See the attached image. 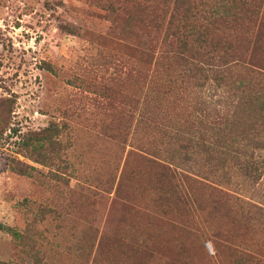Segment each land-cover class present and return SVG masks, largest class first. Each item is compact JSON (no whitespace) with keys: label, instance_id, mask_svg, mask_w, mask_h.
<instances>
[{"label":"rangeland","instance_id":"1","mask_svg":"<svg viewBox=\"0 0 264 264\" xmlns=\"http://www.w3.org/2000/svg\"><path fill=\"white\" fill-rule=\"evenodd\" d=\"M97 2L0 0V99L13 105L0 264H227L226 239L264 249V170L247 191L233 177L234 202L185 181L184 167L163 176L138 150L164 145L186 104L204 112L212 84L144 106L139 61ZM144 109L156 117L145 123Z\"/></svg>","mask_w":264,"mask_h":264},{"label":"trees","instance_id":"2","mask_svg":"<svg viewBox=\"0 0 264 264\" xmlns=\"http://www.w3.org/2000/svg\"><path fill=\"white\" fill-rule=\"evenodd\" d=\"M96 4L107 11L117 44L139 61L143 83L138 88L144 106L159 109L164 102H175L172 96L187 92L202 96L208 83L216 91V98L207 96L203 101L204 112L201 108L191 113L186 104L183 118L178 116L175 123L164 119L162 128L166 121L174 125V133L165 134L164 145H156L154 151L138 150L149 155L148 161L159 166L163 176L174 179L175 169L184 167L185 181H203L218 197L236 202L235 191L228 186L233 177L247 191L257 185L264 170V0H98ZM12 109L11 101L0 99V144ZM152 113L144 109L141 119L151 121L156 117ZM230 240L226 239L231 244L226 246L227 264H264V249L257 244Z\"/></svg>","mask_w":264,"mask_h":264}]
</instances>
